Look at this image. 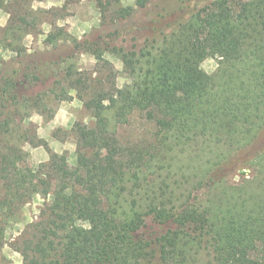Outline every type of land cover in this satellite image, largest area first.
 I'll return each mask as SVG.
<instances>
[{
  "label": "trees",
  "instance_id": "1",
  "mask_svg": "<svg viewBox=\"0 0 264 264\" xmlns=\"http://www.w3.org/2000/svg\"><path fill=\"white\" fill-rule=\"evenodd\" d=\"M19 26L0 36L18 57ZM49 42L82 48L105 76L92 86L71 55L53 71L0 56V221L33 195L51 198L17 241L22 264H264V141L250 149L264 132V0H213L140 47H101L66 32ZM111 51L128 79L120 88L104 58ZM207 57L217 58L211 75L200 67ZM69 83L93 119L73 125L75 165L63 153L29 167L24 145L45 146L29 119L49 121L47 97L71 101ZM38 84L48 87L28 92ZM134 114L153 131L122 144L118 129ZM239 170L249 175L233 181Z\"/></svg>",
  "mask_w": 264,
  "mask_h": 264
},
{
  "label": "rangeland",
  "instance_id": "2",
  "mask_svg": "<svg viewBox=\"0 0 264 264\" xmlns=\"http://www.w3.org/2000/svg\"><path fill=\"white\" fill-rule=\"evenodd\" d=\"M213 0H151L143 8H135V0H0V36L10 25H19L22 31L24 54L16 56L11 50L0 46V56L4 63L15 68L24 65H33V62L48 63L51 71L59 68V61L65 56L76 59L80 73L90 77L91 85H97L99 78L105 72H99L96 60L82 48L70 47L59 43L53 47L49 42L58 32L77 38L78 40H95L99 45L122 46L125 49L140 47L153 40L160 41L163 34L169 33L180 22L186 20L195 11H204L209 8ZM133 7L128 16L119 15V10ZM24 34V33H22ZM112 35V36H111ZM61 57V58H60ZM104 58L112 65L116 74V86L122 87L127 83V78L122 72L123 66L116 58L114 51L105 52ZM31 62V64H29ZM56 62V63H55ZM7 65V66H8ZM61 67V65H60ZM208 75L215 72L217 58L207 57L200 65ZM68 93L73 97L71 101H54L53 96H48L52 118L45 122L38 114H32L29 122L35 126L36 135L45 146L32 147L24 145V150L29 153L26 165L36 168L40 163H45L50 154H65L69 166H74L76 161V138L72 131L73 125L81 123L93 125L90 112L77 98V84H63ZM48 87L34 85L28 89L29 93H41ZM153 131V124L146 121L140 114H134L129 123L119 127L118 136L122 144H133L146 140ZM264 132L259 134L251 145L252 156L257 153L263 144ZM246 170L237 171L233 178L236 181ZM50 196L41 195L33 197L17 210L14 219L7 225L0 221V264H22L21 255L15 250L17 241L27 231L28 225H34L39 220V213Z\"/></svg>",
  "mask_w": 264,
  "mask_h": 264
}]
</instances>
